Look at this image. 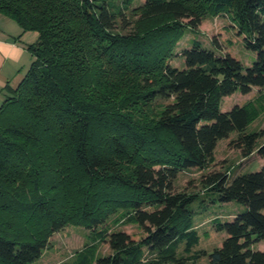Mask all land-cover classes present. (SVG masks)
I'll list each match as a JSON object with an SVG mask.
<instances>
[{
	"label": "trees",
	"instance_id": "1",
	"mask_svg": "<svg viewBox=\"0 0 264 264\" xmlns=\"http://www.w3.org/2000/svg\"><path fill=\"white\" fill-rule=\"evenodd\" d=\"M134 1L0 0L2 15L38 33L27 73L0 90V264H35L54 233L97 230L112 214L141 233L107 230L112 252L83 250L81 264H264V126L246 131V105L223 109L228 96L264 89V0ZM223 15L252 65L198 40L177 51L184 26ZM235 132L230 146L262 167L202 176L213 203L246 210L217 223L220 246L195 250L197 195L176 181Z\"/></svg>",
	"mask_w": 264,
	"mask_h": 264
},
{
	"label": "rangeland",
	"instance_id": "2",
	"mask_svg": "<svg viewBox=\"0 0 264 264\" xmlns=\"http://www.w3.org/2000/svg\"><path fill=\"white\" fill-rule=\"evenodd\" d=\"M143 2L144 0H135L132 8L139 7ZM128 15L131 16L130 11ZM237 31V27L226 15L208 16L198 29L184 26V34L179 40L177 51L180 52L183 47L198 40L210 48H215V45L220 53H230L245 65L250 66L255 61L256 55L244 45ZM22 33L23 42H26L27 45L37 40L38 33L36 31ZM31 63L32 59L24 68V75ZM172 64L180 66V58H174ZM235 104L246 105L251 111L247 132H258L264 126V89L255 87L247 94L235 93L228 96L223 101V109H230ZM236 136L237 132L233 133L230 138L222 139L219 142L214 160L206 168H191L183 171L176 181L177 190L197 195L196 201L190 205V209L194 212V228L200 235V242L194 248L195 250L211 252L215 247L220 246L226 233L217 230V223L231 221L234 215L246 210L245 205L235 201L221 203L216 200L213 203L212 199H216V193L207 191L201 185L202 176L209 171L222 170L227 172L231 181L237 175L260 170L262 167V160L258 157L243 159L240 152L230 146V140ZM102 228L104 230L99 233L98 231ZM107 230L108 232L124 230L128 233H141V229L137 225L124 223L123 216L118 214H112L105 225L99 226L97 230L82 225H67L61 231L53 234L50 239V247L35 264H81L80 258L83 250L87 254L90 253L94 260L99 256L108 255L112 250L106 240ZM255 248L264 250V241L257 243ZM183 249L184 245L180 244L178 251L183 253ZM207 262V257L199 259L200 264Z\"/></svg>",
	"mask_w": 264,
	"mask_h": 264
},
{
	"label": "crops",
	"instance_id": "3",
	"mask_svg": "<svg viewBox=\"0 0 264 264\" xmlns=\"http://www.w3.org/2000/svg\"><path fill=\"white\" fill-rule=\"evenodd\" d=\"M22 32L17 23L0 13V90L7 84L16 86L24 77V68L33 60Z\"/></svg>",
	"mask_w": 264,
	"mask_h": 264
}]
</instances>
